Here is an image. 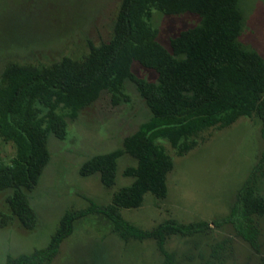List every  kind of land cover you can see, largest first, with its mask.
I'll list each match as a JSON object with an SVG mask.
<instances>
[{"label": "rangeland", "instance_id": "obj_1", "mask_svg": "<svg viewBox=\"0 0 264 264\" xmlns=\"http://www.w3.org/2000/svg\"><path fill=\"white\" fill-rule=\"evenodd\" d=\"M122 3L0 0V75L11 64L43 68L65 58L84 61L90 44L99 47L112 40ZM237 10L242 18L238 45L264 61V0H237ZM150 24L157 31V42L171 52L170 40L198 26L200 18L153 10ZM130 70L145 82H156V72L138 61H132ZM120 92L127 101L120 98L114 104L113 93L103 90L76 118H65L64 139L48 136V162L37 185L26 192L36 215L32 230L11 215L6 199L12 190L0 192V215L8 219L0 227V264L45 248L65 214L91 205L110 207L113 195L132 184L124 171L135 167L136 160L127 154L118 159L114 184L109 188L101 184L99 174L82 177L79 172L93 157L121 149L124 140L150 120L151 111L131 81L124 80ZM261 130L262 122L255 114L240 117L228 127L200 133L196 146L181 156L160 141L173 164L166 176V196L147 193L139 208L118 212L123 221L142 231L169 221L209 224L207 231L195 235H166L163 249L167 257L155 239L124 238L108 218L91 214L75 221L50 264H264V216L252 217L257 231L254 246L237 236L230 224L214 225L230 214L238 192L258 163L264 150ZM15 155L14 144L0 137V163L10 164ZM251 195L264 199V173L254 179Z\"/></svg>", "mask_w": 264, "mask_h": 264}, {"label": "trees", "instance_id": "obj_2", "mask_svg": "<svg viewBox=\"0 0 264 264\" xmlns=\"http://www.w3.org/2000/svg\"><path fill=\"white\" fill-rule=\"evenodd\" d=\"M153 10L164 15L195 14L200 24L172 38L169 52L156 40L157 31L150 24ZM241 19L237 0H123L112 40L99 47L90 44L84 61L65 58L51 67L11 64L3 70L0 137L14 144L16 155L10 164L0 163V192L12 190L6 204L27 230L35 227L36 215L26 192L37 185L48 162V136L64 139L65 118H76L103 90L113 93L114 104L120 98L127 101L120 92L124 80L136 86L152 115L124 140L121 149L93 157L79 171L82 177L99 174L101 184L109 188L114 184L118 159L127 154L136 160L135 167L124 171L132 184L113 195L112 205H91L65 214L48 246L8 259L6 264H50L75 221L91 214L108 218L124 238L155 239L166 257V235L191 236L209 229L207 222L179 225L169 221L142 231L123 221L118 210L139 208L147 193L166 196V176L173 164L160 141L181 156L196 146L200 133L228 127L253 114L262 122L264 138V61L238 45ZM134 60L154 70L156 82L137 78L130 70ZM262 173L264 150L230 214L214 221L216 226L230 224L251 246L257 237L252 217L264 216V199L252 197L251 187ZM7 221L0 215V227Z\"/></svg>", "mask_w": 264, "mask_h": 264}]
</instances>
